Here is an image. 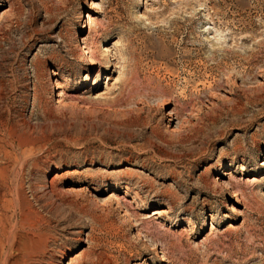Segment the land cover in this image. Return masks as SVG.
Masks as SVG:
<instances>
[{"label":"rangeland","instance_id":"374dc122","mask_svg":"<svg viewBox=\"0 0 264 264\" xmlns=\"http://www.w3.org/2000/svg\"><path fill=\"white\" fill-rule=\"evenodd\" d=\"M108 36L128 75L96 100ZM0 142L32 264H264V0H0Z\"/></svg>","mask_w":264,"mask_h":264},{"label":"bare ground","instance_id":"6f19581e","mask_svg":"<svg viewBox=\"0 0 264 264\" xmlns=\"http://www.w3.org/2000/svg\"><path fill=\"white\" fill-rule=\"evenodd\" d=\"M92 6H94V4H92ZM93 23H94V19L90 15H87V21H85V23L83 22V26L81 30L89 29V27L93 25ZM210 30H211V27H207V31H210ZM81 33H83V31ZM111 38L112 36H108L106 38V45L101 46V50L99 51V55L100 57L103 58L104 61L102 62V65H103L102 70L97 73V78H100L101 74H103L106 70L112 67H114L116 70V74H114L116 76H111V75L106 76L107 83L105 87H103V91L97 94V96L95 97L96 100H107L108 101L112 99L113 94H114L113 91L123 86L126 80V77L128 75L127 68L129 67L130 61L127 59V57H129V53L128 51L122 50L120 42H117L116 46H114L113 48L107 46V42L111 40ZM75 40L78 43L79 36L77 32L75 33ZM80 41L82 42V45L80 46V44H78V47L80 51L83 50L80 56L83 58L84 61L87 62V64H89L90 62L93 65V68H96V66L99 63L97 62L96 58L92 60L90 59L91 53L87 46V41L81 38H80ZM85 56H89V57L85 58ZM111 58L114 60L112 61ZM52 87H54L55 89L53 93L56 94L57 86L55 85V83L53 84ZM95 87L93 89H95ZM57 97H58L57 103L58 104L62 103L63 95L61 93H58ZM171 116H175V114H171ZM171 116H170V113L167 115V117H169V124L172 123L174 120H176V118L171 119ZM174 129L175 128L171 129L170 132L174 133ZM18 154H19L18 150H16L13 147L12 143L0 142V158H2L3 160L1 161V164H0V264H32L33 261L36 260V258H38L42 254V252L44 251V245H45L44 241L42 240L43 238L41 236L28 237L26 239L27 242L24 244L22 242H19V239L17 237L18 231H17V228L15 229L16 226L9 223L6 218L7 216L2 212L5 206L4 205L5 202H9V204H11L14 209H17L18 203L20 199L22 198V197L20 198V194L18 192L19 191L18 187L20 186L19 185L20 181H18V174L22 172L21 168H16L14 166L12 167L11 165L10 166L8 165V163H11L13 160L17 161ZM232 162L233 161H231L230 163H226L224 164L223 167L221 166L220 168H218L216 170L215 175L216 176L228 175L227 173L224 174V172H221V171L222 169L229 168L231 165H233L231 164ZM242 171L245 172L244 166H242ZM259 174L260 172L258 170H255V172H252L250 170V173L248 174V176L255 177ZM213 180H216V179H213ZM217 181H219V179ZM215 184H217L221 188L229 189L232 198L238 197V194H237L238 191L233 189V183H232V186L229 182H222V181H220L219 183L215 182ZM114 189L115 191H118L117 187H114ZM6 196H9L11 199L6 200ZM129 213L130 212H128V209H125L124 216L127 218L129 222H132V228H136L137 238L140 239L141 237H144L146 240H148V243L150 242V244L148 245V250L156 254L157 244L153 242L150 238H148L147 237L148 235L146 236L143 234V232L139 228L140 222H138L137 218L136 219L132 218L133 216H131V214ZM166 213H168L166 210L156 209V210H153V214L151 217H154L155 219H160L164 217ZM64 258H65V254H63L58 264H62V260ZM161 259L164 260L163 258Z\"/></svg>","mask_w":264,"mask_h":264}]
</instances>
